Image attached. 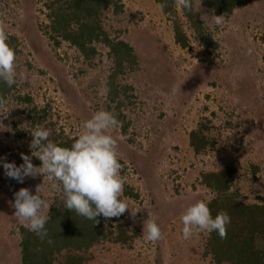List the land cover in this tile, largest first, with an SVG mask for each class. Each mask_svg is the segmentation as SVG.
I'll list each match as a JSON object with an SVG mask.
<instances>
[{
  "label": "rangeland",
  "instance_id": "1",
  "mask_svg": "<svg viewBox=\"0 0 264 264\" xmlns=\"http://www.w3.org/2000/svg\"><path fill=\"white\" fill-rule=\"evenodd\" d=\"M116 1L120 11H105L102 28L129 44L137 59L113 80L105 45L96 44L97 54L86 59L54 36L49 5L55 0H0V22L16 41L17 73L15 89L0 107V159L19 166L28 155L39 167L29 147L35 129H49V140L71 145L84 121L108 110L119 121L110 132L118 142L121 198L129 209L106 219L109 236L83 254L86 264H213L210 233L183 239L181 216L197 201L209 205L214 198L203 174L229 169L239 201L264 205V0H238L228 16L191 0L195 21L217 44L210 50L196 40L182 7L177 5L190 38L186 49L154 0ZM213 16L226 23L217 25ZM194 131L207 138L200 153L190 144ZM42 184L49 217L62 200V186L43 175L21 184L0 166V264H22L21 228L29 227L14 216V193L28 188L35 195ZM150 215L163 233L155 242L143 237ZM121 225L126 242L116 241Z\"/></svg>",
  "mask_w": 264,
  "mask_h": 264
},
{
  "label": "trees",
  "instance_id": "2",
  "mask_svg": "<svg viewBox=\"0 0 264 264\" xmlns=\"http://www.w3.org/2000/svg\"><path fill=\"white\" fill-rule=\"evenodd\" d=\"M55 0L49 5L51 10V31L56 38L75 46L83 57L91 59L97 54L96 44H103L110 50L114 62V78L122 74L126 66L136 64L133 48L123 42L112 40L102 28L101 18L110 7L120 11L116 0ZM162 8L163 14L173 23L175 41L183 49L190 46L177 9L176 0H154ZM202 4L213 9L217 14L230 15L238 5V0H201ZM184 17L191 23L196 40L206 49H216L214 38L206 32L200 22L195 21V14L183 7ZM15 40L7 43L16 50ZM15 89L0 82V97L6 100ZM116 95L115 93H113ZM28 102V100H26ZM190 144L196 153L205 150L207 138L202 131L190 135ZM70 147V144L59 143ZM232 169L228 171L203 174V185L215 195L208 207L213 217L226 211L231 222L227 226L226 236L221 238L211 232L208 239V255L213 264H264V205H247L239 201V195L233 193L231 185ZM63 193V192H62ZM90 221L70 211L62 200L52 208L46 230L47 237L40 239L29 228H21L22 264H55L59 256L65 253L62 264H86L83 256L94 246L107 239L105 233L106 219L103 216ZM117 242H126L123 238L124 227L121 225ZM112 234V233H111ZM119 236V237H118ZM51 241V242H49Z\"/></svg>",
  "mask_w": 264,
  "mask_h": 264
},
{
  "label": "clouds",
  "instance_id": "3",
  "mask_svg": "<svg viewBox=\"0 0 264 264\" xmlns=\"http://www.w3.org/2000/svg\"><path fill=\"white\" fill-rule=\"evenodd\" d=\"M176 3L185 10L191 9V0H176ZM213 19L217 25L226 23L224 16H213ZM7 41L5 25L0 22V82L12 87L17 78L16 52ZM5 105V99L0 97V107ZM118 126L119 121L112 112L99 110L82 123L84 131L70 147H62L49 140V129L37 128L31 133L33 138L29 147L32 157L38 158L41 166H35L32 158L23 154V163L19 166L2 159L0 166L8 178L21 184L26 178L37 175H43L44 181L58 182L62 186L65 208L87 220L98 222L96 218L99 216L105 219L120 217L129 208L121 198L125 179L121 175L118 142L110 132ZM42 187L43 184L36 188L35 195L28 188L14 193V216L21 223L27 221L29 229L41 240L48 235L45 226L49 219L46 215L49 204L40 195ZM52 187L57 188V183H53ZM181 220L185 240L191 238L194 232L201 231L216 232L224 238L231 222L226 211L213 217L204 201H197L188 207ZM143 237L150 242L163 238L160 225L151 215L145 221Z\"/></svg>",
  "mask_w": 264,
  "mask_h": 264
}]
</instances>
